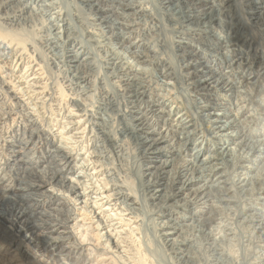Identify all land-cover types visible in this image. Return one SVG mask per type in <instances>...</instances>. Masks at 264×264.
I'll return each instance as SVG.
<instances>
[{
    "label": "clouds",
    "instance_id": "9594fccd",
    "mask_svg": "<svg viewBox=\"0 0 264 264\" xmlns=\"http://www.w3.org/2000/svg\"><path fill=\"white\" fill-rule=\"evenodd\" d=\"M0 264H264V0H0Z\"/></svg>",
    "mask_w": 264,
    "mask_h": 264
}]
</instances>
